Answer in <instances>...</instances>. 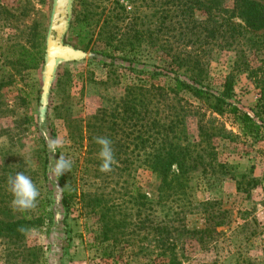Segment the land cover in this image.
Wrapping results in <instances>:
<instances>
[{
    "label": "rangeland",
    "instance_id": "obj_1",
    "mask_svg": "<svg viewBox=\"0 0 264 264\" xmlns=\"http://www.w3.org/2000/svg\"><path fill=\"white\" fill-rule=\"evenodd\" d=\"M56 1L0 0V166L7 163L10 170L16 169L22 161L32 175L33 171L41 170V159L46 153L51 159L48 180L38 186V200L49 201L52 220L41 230L28 232L24 242L29 248L42 250L44 260L39 264H120L103 260L101 252L92 247L91 221L78 219V211L66 218L68 212L62 206L58 176L50 171L52 161L63 156L78 161L79 167H83L79 173L83 189L105 188L106 199L117 207L116 212L123 210L130 214L131 225L119 243V248L126 247L123 251L125 261L133 260L132 264H138L136 260L141 263L158 260L160 245L155 227L181 208L178 204L172 208L158 205L156 211L145 212V207L140 206L142 200L138 205L133 201L131 191L136 184L149 201L157 200L159 181L151 171L143 168L148 158L146 154L154 149L155 142L149 138L153 133L145 134V129L135 133L133 129L139 128L142 122L132 127L134 122L127 120V115L120 111L105 114L103 120L104 113L101 112L109 109L113 99L126 96L127 87L135 82L146 85L165 81L163 76L153 79L148 74L166 66L162 48L164 35L160 31V2L72 0L69 20L58 44L80 55L57 56L47 85V47L54 25ZM222 2L228 9L234 7V0ZM115 4L128 12L124 25L128 28L122 37L125 45L118 51L100 40L99 31L106 24L107 14L102 17L99 14L89 21L81 14L86 6L93 5L98 8V13H102ZM73 9L75 13H72ZM197 15L203 17L200 13ZM151 31L154 37H158L156 40H152ZM47 34L45 63L35 70H24L21 66L25 65L24 51L35 47L36 35L43 37ZM179 45H182L181 41L175 44ZM233 56L226 53L214 61L211 68L214 78L222 79L229 72V60ZM255 65H259L256 60ZM236 93L235 101L239 107L252 113L259 91L247 75L237 76ZM25 95H32V98L22 100ZM151 106L155 107L152 117L173 125L171 134L175 141V137L182 138V141L188 137L189 142L200 143L199 113L203 116L205 110L197 109L200 104L196 99L183 95L165 108L160 109L157 101ZM25 116L33 117V120L28 121ZM95 116L99 119L90 120ZM217 118L232 133L227 139L210 140L216 147L214 157L224 168L217 170L215 175L209 172L207 176L202 169L197 170L192 175L191 187L194 204L213 202L217 203L215 212L219 208L226 210L222 216L224 224H210V231L205 236L182 231L180 234L176 232L172 238L178 243L183 264H264V141L244 135L230 114L217 115ZM114 121L123 127L116 144L117 147L122 145L123 149L113 152L116 163L111 166V171L102 172L98 151L92 148L86 137L88 124L91 122L100 129V122H103L105 131ZM81 130H84L83 136ZM57 139L63 143L57 147L56 153H52L49 141ZM4 193L11 195L7 200L9 207L19 210L12 206L10 185L0 181V201ZM196 209L193 212L187 210L186 217L182 215L184 224L192 231L206 227L202 208ZM145 217L156 222L143 228L141 220ZM119 248L115 251L117 255ZM4 257L0 241V264H8ZM23 257L27 259L29 256L25 254Z\"/></svg>",
    "mask_w": 264,
    "mask_h": 264
},
{
    "label": "trees",
    "instance_id": "obj_2",
    "mask_svg": "<svg viewBox=\"0 0 264 264\" xmlns=\"http://www.w3.org/2000/svg\"><path fill=\"white\" fill-rule=\"evenodd\" d=\"M157 1L160 2L159 13L162 20L160 31L164 35L162 48L166 66L160 71H149L148 74L153 79L163 76L165 81L160 80L159 83L153 81L146 85L141 82L133 83L127 87L126 96L113 99L109 109L101 112L104 113V118L101 119H105V114L111 111L115 113L120 111L121 114L127 115V120L134 122L131 123L132 127L142 122L139 128H136L137 130L133 129L135 133L143 129L146 130L145 134L153 133L149 138L155 142L154 149L150 154H146L148 158L143 168L151 171L159 181L157 200L149 201L136 184L131 191L136 205L139 204V200H142L140 206L145 207V212L156 211L158 205L161 207L168 205L167 207L172 208L178 204L181 208V211L173 212L169 215L170 219H164L155 227L159 238L160 259L149 260L146 263L135 259L136 262L138 264H183L180 260L178 243L172 238L176 232L180 234L186 231L188 234L196 233L205 236L210 231V224L217 226L224 224L222 216L226 210L222 211L219 208L215 212L217 203L213 202L194 204L191 187L192 175L197 170L202 169L207 176L209 172L215 175L217 170L224 168V165L214 157L216 147L215 144L210 143V140L227 139L232 133L219 122L217 115L234 116L244 135L254 136L264 141V0H234L232 9L224 7L222 0ZM97 10L98 8L93 5L86 6L81 13L82 17L89 21L99 14L100 17L107 14L106 24L101 26L99 31L100 40L107 47L120 50V46L125 45L122 37L126 34L125 28H128L124 27L128 12L118 4L110 6L108 11L104 9L102 13H98ZM72 13H75L74 9ZM197 13L203 17L199 18ZM151 36L152 40L158 38L154 37L153 31ZM36 37L35 47L24 51L25 65H21L24 70H35L46 61L44 42L47 41L48 34L43 37L36 35ZM175 39L181 41L182 45L175 46L178 42ZM226 53L234 55L229 60V72L222 79H216L212 76V65L218 57ZM255 60L259 65H255ZM243 74L247 75L259 91V98L252 113L242 110L235 101L237 76ZM183 95L196 99L200 104L197 109L205 110L203 116L197 112L200 117L201 141L199 144L189 142L188 137L184 138V141L182 138L175 137V141L171 134L173 125H166L151 115L155 108L151 106L153 101H157L161 109ZM25 98L30 99L32 95H25L22 100H26ZM115 113L111 118H114ZM24 118L28 121L33 120V117L25 116ZM97 119L99 116L90 118V120ZM122 128L114 121L104 131L103 122H100V129L90 122L86 137L92 148L94 147L97 151L99 147L95 143V138H109L115 153L123 149L122 145L120 147L116 145ZM81 133L83 136L84 130H81ZM135 140H138V137ZM207 142L208 145L205 144ZM42 152L45 151H40ZM46 154L41 159V170L33 171L32 175L26 166L22 165V161L16 169L11 170L7 163H3L0 166V181L9 185V177L23 172L31 176L38 188L40 183L48 180L47 172L51 159L49 154ZM81 169L83 167H79L78 161H72L71 169L57 177L62 192V206L68 212L66 218L78 211L76 216L78 219L85 218L88 223L92 222L89 227L92 236L91 244L101 252L103 260L132 264L133 260L125 261L124 259L123 251L126 247L119 248L120 237L126 235L125 231L131 225L130 214H126L123 210L116 212L117 207L111 205L106 199L105 188L99 187L95 191L83 189L79 180ZM225 176L223 175V178ZM9 198L11 195L4 193L0 201L2 205L0 207V241L3 245L4 258L8 264H39L44 260L42 250L37 247L29 248L24 241L28 232L41 230L52 220L48 210L50 203L48 200H38V197L34 208L15 211L8 205ZM196 208H202L206 227L192 231L187 224H184L183 216H187V210L193 212ZM66 220L65 224H67ZM150 220L148 217L142 219L141 227L145 228L146 224L153 225L156 222L153 219ZM117 248H119L118 255L115 253ZM25 254L29 256V259L23 257ZM135 254L138 255V253ZM118 256L120 261L117 259Z\"/></svg>",
    "mask_w": 264,
    "mask_h": 264
},
{
    "label": "clouds",
    "instance_id": "obj_3",
    "mask_svg": "<svg viewBox=\"0 0 264 264\" xmlns=\"http://www.w3.org/2000/svg\"><path fill=\"white\" fill-rule=\"evenodd\" d=\"M62 143L63 142L59 139L50 140L48 147L52 153H56L57 147ZM95 143L99 147L97 155L101 161L100 171H111V166L116 163L112 141L107 137H97L95 138ZM71 167L72 161L60 156L58 160L52 161L50 171L54 175L60 177L63 173L68 172ZM8 183L13 196V208L25 211L36 206V201L40 196V192L29 176L25 175L23 172H18L14 176L9 177Z\"/></svg>",
    "mask_w": 264,
    "mask_h": 264
},
{
    "label": "water",
    "instance_id": "obj_4",
    "mask_svg": "<svg viewBox=\"0 0 264 264\" xmlns=\"http://www.w3.org/2000/svg\"><path fill=\"white\" fill-rule=\"evenodd\" d=\"M71 2L72 0L56 1L54 25L49 37V44L47 47V85L49 84V79L52 75V70L54 69L57 56L68 58L78 57L80 55L79 52H76L72 49L61 48L58 44L61 34L69 20Z\"/></svg>",
    "mask_w": 264,
    "mask_h": 264
}]
</instances>
